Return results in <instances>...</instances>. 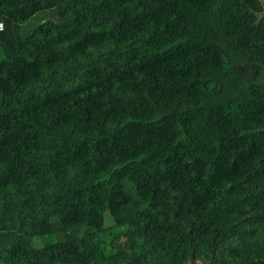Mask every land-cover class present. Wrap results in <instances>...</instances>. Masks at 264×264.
<instances>
[{
  "label": "trees",
  "instance_id": "16d2710c",
  "mask_svg": "<svg viewBox=\"0 0 264 264\" xmlns=\"http://www.w3.org/2000/svg\"><path fill=\"white\" fill-rule=\"evenodd\" d=\"M262 3L0 0V264H264Z\"/></svg>",
  "mask_w": 264,
  "mask_h": 264
},
{
  "label": "flooded vegetation",
  "instance_id": "af4514ba",
  "mask_svg": "<svg viewBox=\"0 0 264 264\" xmlns=\"http://www.w3.org/2000/svg\"><path fill=\"white\" fill-rule=\"evenodd\" d=\"M261 3H262V1H261ZM257 16H258L259 20H261L262 17H264V3L261 4V7H260L259 11L257 12ZM248 73L253 76V74L251 72H248Z\"/></svg>",
  "mask_w": 264,
  "mask_h": 264
},
{
  "label": "rangeland",
  "instance_id": "374dc122",
  "mask_svg": "<svg viewBox=\"0 0 264 264\" xmlns=\"http://www.w3.org/2000/svg\"><path fill=\"white\" fill-rule=\"evenodd\" d=\"M262 1V0H261ZM41 16V15H40ZM40 16H37V18H35V19H33V21L30 23V26H37L38 24H39V18L38 17H40ZM260 17V16H259ZM242 65L243 66H246V64H243L242 63Z\"/></svg>",
  "mask_w": 264,
  "mask_h": 264
},
{
  "label": "built area",
  "instance_id": "2783aa9c",
  "mask_svg": "<svg viewBox=\"0 0 264 264\" xmlns=\"http://www.w3.org/2000/svg\"><path fill=\"white\" fill-rule=\"evenodd\" d=\"M1 28H3V25L1 24ZM186 264H202L200 261H197V262H193L192 260L191 261H189L188 263H186Z\"/></svg>",
  "mask_w": 264,
  "mask_h": 264
},
{
  "label": "clouds",
  "instance_id": "9594fccd",
  "mask_svg": "<svg viewBox=\"0 0 264 264\" xmlns=\"http://www.w3.org/2000/svg\"><path fill=\"white\" fill-rule=\"evenodd\" d=\"M1 24L3 25V28H1ZM4 23L3 22H0V31H3L4 30Z\"/></svg>",
  "mask_w": 264,
  "mask_h": 264
},
{
  "label": "water",
  "instance_id": "95a60500",
  "mask_svg": "<svg viewBox=\"0 0 264 264\" xmlns=\"http://www.w3.org/2000/svg\"><path fill=\"white\" fill-rule=\"evenodd\" d=\"M125 240H126V238L122 239V242L125 241ZM192 261L194 262V260H192Z\"/></svg>",
  "mask_w": 264,
  "mask_h": 264
}]
</instances>
